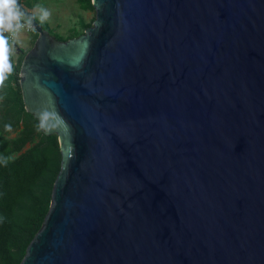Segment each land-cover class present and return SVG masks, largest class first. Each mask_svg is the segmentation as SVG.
I'll list each match as a JSON object with an SVG mask.
<instances>
[{
  "label": "water",
  "instance_id": "95a60500",
  "mask_svg": "<svg viewBox=\"0 0 264 264\" xmlns=\"http://www.w3.org/2000/svg\"><path fill=\"white\" fill-rule=\"evenodd\" d=\"M38 33L26 110L62 153L21 264H264V0H92Z\"/></svg>",
  "mask_w": 264,
  "mask_h": 264
},
{
  "label": "trees",
  "instance_id": "16d2710c",
  "mask_svg": "<svg viewBox=\"0 0 264 264\" xmlns=\"http://www.w3.org/2000/svg\"><path fill=\"white\" fill-rule=\"evenodd\" d=\"M42 0H22L27 9L40 7ZM81 10H94L92 0H77ZM37 21L61 41L85 33L93 22L80 19L69 35ZM22 16L21 20L27 21ZM33 45L38 33L33 28ZM11 71L0 84V264H21L27 249L49 213L55 181L61 170L62 153L56 134L47 135L38 119L26 110L21 88V68L29 50L19 48L17 59L10 51ZM10 126V127H6Z\"/></svg>",
  "mask_w": 264,
  "mask_h": 264
},
{
  "label": "rangeland",
  "instance_id": "374dc122",
  "mask_svg": "<svg viewBox=\"0 0 264 264\" xmlns=\"http://www.w3.org/2000/svg\"><path fill=\"white\" fill-rule=\"evenodd\" d=\"M28 10L36 14L39 20L43 12L49 13L43 23L63 35L71 34L75 27L80 28L81 18L86 22H94L96 19V10H81L77 0H42L40 7ZM3 35L6 38L10 36V51L15 59L19 54L18 48L30 50L33 47L31 31L21 28L15 36L8 31H4Z\"/></svg>",
  "mask_w": 264,
  "mask_h": 264
},
{
  "label": "clouds",
  "instance_id": "9594fccd",
  "mask_svg": "<svg viewBox=\"0 0 264 264\" xmlns=\"http://www.w3.org/2000/svg\"><path fill=\"white\" fill-rule=\"evenodd\" d=\"M24 15L20 11L17 0H0V84L3 83L5 78L4 73L11 71V66L8 63V38L3 35L4 31L12 33L13 36L24 27L20 23L21 17ZM49 13L43 12L40 17L41 22L47 18ZM27 24L29 27L32 25V18L27 19ZM10 127V126H6Z\"/></svg>",
  "mask_w": 264,
  "mask_h": 264
},
{
  "label": "built area",
  "instance_id": "2783aa9c",
  "mask_svg": "<svg viewBox=\"0 0 264 264\" xmlns=\"http://www.w3.org/2000/svg\"><path fill=\"white\" fill-rule=\"evenodd\" d=\"M20 23L24 25V27H22V28L26 29L27 31H31L33 29V25H31V27H29L27 24V21L20 20Z\"/></svg>",
  "mask_w": 264,
  "mask_h": 264
},
{
  "label": "crops",
  "instance_id": "0c3cea01",
  "mask_svg": "<svg viewBox=\"0 0 264 264\" xmlns=\"http://www.w3.org/2000/svg\"><path fill=\"white\" fill-rule=\"evenodd\" d=\"M11 35V34H10ZM10 37V36H9ZM19 49V48H18Z\"/></svg>",
  "mask_w": 264,
  "mask_h": 264
}]
</instances>
